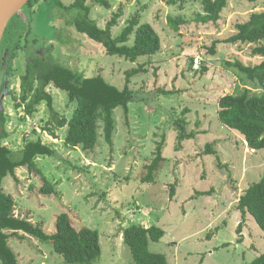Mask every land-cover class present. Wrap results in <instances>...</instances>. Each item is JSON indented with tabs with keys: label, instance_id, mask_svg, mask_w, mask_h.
Returning <instances> with one entry per match:
<instances>
[{
	"label": "rangeland",
	"instance_id": "1",
	"mask_svg": "<svg viewBox=\"0 0 264 264\" xmlns=\"http://www.w3.org/2000/svg\"><path fill=\"white\" fill-rule=\"evenodd\" d=\"M61 1L64 5L73 2ZM87 2L92 3L90 17L100 27L122 9L113 35L138 13L159 34L161 47L135 62L107 55L99 43L68 24L70 16L50 0H33L13 16L9 27L13 23L11 28L16 29L6 37L13 58L0 64V105L10 133L5 144L19 151L27 140L40 138L56 152L37 160L41 174L55 184V194H39L41 176L23 167L16 170L18 181L10 176L3 179V189L15 199L14 214L47 233L54 230L61 212L68 214L76 228L97 229L101 255L93 264H134L121 233L132 224L163 229L162 238L149 241L148 249L164 254L167 264H250L264 252V232L251 215L242 218L237 204L246 188L261 179L264 149L249 148L242 135L220 122L217 112L221 96L244 89L226 63L255 64L264 59L249 56L251 45L222 40L235 33V24L246 21L252 12L264 11V0H227L214 24L194 20L202 13L198 1L186 2L183 8L164 0ZM170 16L188 22L174 30ZM43 51L85 77L102 75L120 89L127 72L137 70L128 82L136 96L127 116L121 107L113 111L111 144L103 139L101 128L91 152L66 145V127L56 130L57 138H53L42 130L51 119L45 102L32 116L24 117L15 104L19 77L29 59ZM246 87L254 94L262 91ZM46 90L53 97L54 109L69 118L75 103L53 85ZM179 118L185 120L186 131L180 145L175 124ZM158 146L161 159L154 169ZM205 191L210 194L198 195ZM9 244L19 264H67L50 243L33 236L11 238Z\"/></svg>",
	"mask_w": 264,
	"mask_h": 264
},
{
	"label": "trees",
	"instance_id": "2",
	"mask_svg": "<svg viewBox=\"0 0 264 264\" xmlns=\"http://www.w3.org/2000/svg\"><path fill=\"white\" fill-rule=\"evenodd\" d=\"M32 1L30 0L26 6L31 5ZM50 1L70 16L67 20L68 24L78 33L99 43L107 55L123 57L135 62L140 57L156 54L161 47L159 34L150 23L142 21L138 13L127 20L118 34L113 35L112 28L118 23L122 14L121 8L112 15L104 27H100L97 21L90 17L92 3H88L87 0H73L69 5H64L61 0ZM164 1L167 5L178 4L179 8H183L186 2L198 1L202 6V13H199L194 20L202 24L216 23L221 17V11L227 5V0ZM94 3H105V0H94ZM69 12H73L72 16ZM187 22L182 17H169V25L174 30H178L181 24ZM131 37L133 40L129 43ZM222 42L251 45L249 56L264 58V11L252 12L246 21L235 24V33ZM211 52H214L213 48ZM226 66L236 72L244 89L239 94L226 93L218 99V118L222 124L242 135L249 148L264 149V59L255 64H244L235 60L227 62ZM136 71L127 72L126 83L120 89L107 82L102 75L85 77L83 73L55 62L46 51H43L31 57L26 64L25 71L19 78L20 91L15 104L22 108L24 117H29L35 113L38 105L45 102L51 119L46 122L42 130L57 138L55 131L66 127L64 143L72 148L91 152L98 144L100 128L103 139L108 144L112 143L115 131L113 111L121 107L127 116L129 103H132L136 96V92L129 88L128 82ZM49 85L65 92L69 101L75 103L69 118L60 116L54 109L53 97L46 90ZM248 85L262 91L254 94L246 87ZM6 123L7 116L0 106V264H19L9 240L21 239L24 235L50 243L53 250L61 255L67 264H93L101 255L97 229L86 226L76 228L72 225L68 214L61 212L56 216L54 230L47 233L29 219L14 214L15 199L3 189V179L10 176L18 181L16 170L23 167L29 173L41 176L42 185L38 189L39 194L45 196L55 194V184L41 174L37 160L56 152L40 138L27 140L19 151H14L5 144V140L10 136ZM175 124L178 131L177 141L180 145L186 135L185 120L179 118ZM160 148L158 146V150L156 149L158 155L151 165L154 169L159 167ZM206 150L211 152L210 144H207ZM19 152L20 155L15 157ZM209 194V191L198 193V195ZM237 207L242 218L246 214L251 215L264 232V172L259 181L253 182L246 188L239 198ZM121 233L123 242L129 247L134 264H167L164 254L151 252L148 249L149 241L157 242L162 238L163 229L155 225L145 227L132 224L125 227ZM250 264H264V252L255 257Z\"/></svg>",
	"mask_w": 264,
	"mask_h": 264
},
{
	"label": "water",
	"instance_id": "3",
	"mask_svg": "<svg viewBox=\"0 0 264 264\" xmlns=\"http://www.w3.org/2000/svg\"><path fill=\"white\" fill-rule=\"evenodd\" d=\"M30 0H0V43L9 21Z\"/></svg>",
	"mask_w": 264,
	"mask_h": 264
},
{
	"label": "flooded vegetation",
	"instance_id": "4",
	"mask_svg": "<svg viewBox=\"0 0 264 264\" xmlns=\"http://www.w3.org/2000/svg\"><path fill=\"white\" fill-rule=\"evenodd\" d=\"M9 23H10V21H9ZM9 23H8V25H7V27H6V29H5V32H4V34H3V37H2V40H1V43H0V64L2 65V64H6V62L8 61V58L10 57V59L9 60H11L12 58H13V56H11V51L10 52H8L7 51V48H6V46H7V42L8 41H6V37H7V34L9 33V32H11V30H12V24H11V26L9 27ZM14 26V25H13ZM15 29H16V27L12 30V32H15ZM11 32V33H12ZM30 33V29L29 28H27V34H29ZM6 51V52H5ZM7 52H8V54H7ZM38 53V52H37ZM37 53H35V54H37ZM39 53H41V52H39ZM26 67V66H25ZM7 68H8V66H4V68H2V69H4V71L5 72H8L7 71ZM1 71V70H0ZM1 74V73H0ZM20 78V77H19ZM8 80V79H7ZM0 86H1V82H0ZM3 86V85H2ZM1 106V105H0Z\"/></svg>",
	"mask_w": 264,
	"mask_h": 264
},
{
	"label": "built area",
	"instance_id": "5",
	"mask_svg": "<svg viewBox=\"0 0 264 264\" xmlns=\"http://www.w3.org/2000/svg\"><path fill=\"white\" fill-rule=\"evenodd\" d=\"M199 64V60L198 59H195L194 60V66H197Z\"/></svg>",
	"mask_w": 264,
	"mask_h": 264
}]
</instances>
